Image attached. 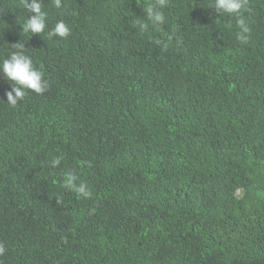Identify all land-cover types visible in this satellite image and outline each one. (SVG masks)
Masks as SVG:
<instances>
[{"label":"trees","instance_id":"1","mask_svg":"<svg viewBox=\"0 0 264 264\" xmlns=\"http://www.w3.org/2000/svg\"><path fill=\"white\" fill-rule=\"evenodd\" d=\"M148 2L41 0L31 34L0 0V60L25 44L48 82L12 107L0 73V264H264V0L246 44L213 0H168L157 27Z\"/></svg>","mask_w":264,"mask_h":264},{"label":"clouds","instance_id":"2","mask_svg":"<svg viewBox=\"0 0 264 264\" xmlns=\"http://www.w3.org/2000/svg\"><path fill=\"white\" fill-rule=\"evenodd\" d=\"M24 8L30 12V16L23 24V32L31 34H41L45 31L47 13L42 11L41 0H22ZM57 9L62 8V0H53ZM168 6V0H149L145 6L147 21L153 27L165 23L163 9ZM209 8L214 9L221 15L228 14L236 18V24L239 29L237 39L241 43H248L251 29L243 13L248 10V0H213ZM34 13V15H33ZM133 27L140 30H146L147 23L135 20ZM71 29L63 21L59 20L55 26L48 32V37L59 36L66 38ZM155 43L160 45L162 41L156 40ZM14 46L17 51L11 53L8 57L0 60V73L4 75L11 84V90L5 93L7 104L15 107L18 101L23 100L27 90L42 94L47 90L48 82L43 78L42 71L38 70L32 61V58L24 53L25 44L16 43ZM167 47V45H164ZM61 157L51 161V166L56 167L61 162ZM78 177L72 172H66L62 180V186L68 190L74 191L82 198H90L91 191L85 183H77ZM5 248L0 245V255H3Z\"/></svg>","mask_w":264,"mask_h":264}]
</instances>
